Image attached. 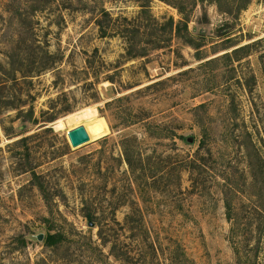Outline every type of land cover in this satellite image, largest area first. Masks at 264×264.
I'll return each instance as SVG.
<instances>
[{"label": "rangeland", "instance_id": "rangeland-1", "mask_svg": "<svg viewBox=\"0 0 264 264\" xmlns=\"http://www.w3.org/2000/svg\"><path fill=\"white\" fill-rule=\"evenodd\" d=\"M168 1L188 13L198 49L172 37L128 62L120 23L101 38L96 19H137L134 1L0 0V264H264V0L238 1H248L240 13L227 0ZM148 5L160 23L181 19L172 5ZM253 42L239 63H206ZM87 109L93 121L68 120ZM145 124L167 136L149 137ZM79 126L89 141L72 149L66 133ZM125 135L150 164L176 168L142 197ZM24 137L29 156L14 145ZM198 149L202 168L190 173ZM83 199L119 260L82 216ZM55 233L67 242L45 248Z\"/></svg>", "mask_w": 264, "mask_h": 264}, {"label": "trees", "instance_id": "trees-1", "mask_svg": "<svg viewBox=\"0 0 264 264\" xmlns=\"http://www.w3.org/2000/svg\"><path fill=\"white\" fill-rule=\"evenodd\" d=\"M130 1H134L140 4L139 5L140 10L136 16L137 19L129 20L125 17H117L113 19L111 15L105 11H102L101 18L96 19V25L101 38H107L108 36L112 35L111 33H109L110 31L108 27L109 23H113V25H115V23H120L116 27V31L114 30L115 31L114 35L121 37L125 43V50H124L125 52L122 57H124L126 61L129 62V61L145 58L148 54V50L154 51L162 48H168V43L171 42L172 37L183 38L187 46H190L195 50L198 49L196 47L197 45H195V42L190 38V35L188 33L187 26L189 23L188 22L189 15L179 5H173L175 4L173 1L159 0L168 5L174 6L178 14L181 16V19L178 22H174L172 18H169L166 22L160 23L154 17H152L150 13L149 5H148V2L150 0H130ZM199 1L201 2L203 0H192V5L193 6L197 5V2ZM212 1L216 4V6L220 8L221 0H212ZM238 1H244V0H227L228 3H233V4ZM247 5H248V1H246L245 3L241 2L240 4H238L236 9L237 13H240L241 11L245 10ZM254 44L255 42L242 46L237 44H231L229 46H225L223 47V51H225L223 55L215 59H211L206 63H211L220 59L229 64L239 63L243 59L250 56L251 48L254 46ZM196 57L198 60L201 59L198 54ZM107 80L112 81L113 79L112 77H108ZM158 84L159 83H153L145 87L144 91L150 90L158 86ZM246 86L248 85L246 84ZM110 104L111 103H107L106 106H109ZM30 114L31 112L29 113V116ZM145 127L147 129L149 137L151 138H161L167 136V135L161 136V134H158L160 132L155 133L153 131V130L160 131L162 129L158 125L145 124ZM171 136H173V134ZM30 139L31 137H24L15 141L14 143V145L17 147L18 146L23 147L26 156H29L27 141ZM179 139L182 140V138L180 137ZM138 145L139 143L137 139L133 136L125 135V137H122L120 139L123 162L128 168L130 179H132V182H134V184L136 185L138 194L142 197L144 193L146 194L147 189H149L151 185L154 186L155 183H157L158 179H161V177L164 176L165 173L168 174L170 173L169 171H174L176 170V168L172 167L171 169V167L168 165H166L167 166L166 167L163 165L154 166L153 164H150L151 161L150 159L152 157L150 155L149 156L144 155L140 150V148L138 147ZM196 152H197L196 159L190 162H184L183 165V166L186 165L185 169L190 170V173L191 172L193 173V170H195L196 166L197 169L202 168V165H200V163H198L199 165H196V161L198 160L197 156L199 154V149ZM31 172L33 177L35 178L36 176L32 169ZM39 190L42 192V195H45L41 187L39 188ZM82 205H83V207L81 208L82 216L88 222L89 226L98 228L97 237L100 240L102 246H110L109 254L115 259L119 260V258L121 257L116 251L117 245L116 243H112V241H110V238L107 237L105 232V228L107 227L104 228L103 224L99 223L100 221L99 218L96 216V210L93 204H91L90 202L87 203V201L83 199ZM129 218L130 216L126 217L125 224L128 223ZM110 221L112 224H115V226L121 229L120 224L115 219V211H112L110 216ZM67 240L68 238L66 237V235L62 233L47 234L43 240V246L45 248H50V249L57 248L64 245L65 242H67Z\"/></svg>", "mask_w": 264, "mask_h": 264}, {"label": "water", "instance_id": "water-1", "mask_svg": "<svg viewBox=\"0 0 264 264\" xmlns=\"http://www.w3.org/2000/svg\"><path fill=\"white\" fill-rule=\"evenodd\" d=\"M66 137L72 149H76L89 141V137L84 127L82 126H79L71 131H68L66 133ZM38 240L41 241L42 236H39Z\"/></svg>", "mask_w": 264, "mask_h": 264}, {"label": "bare ground", "instance_id": "bare-ground-1", "mask_svg": "<svg viewBox=\"0 0 264 264\" xmlns=\"http://www.w3.org/2000/svg\"><path fill=\"white\" fill-rule=\"evenodd\" d=\"M94 115H95V113L94 112H92L91 110H89V109H87V110H85V111H83V112H80V113H78V114H75V115H72V116H69L68 117V120L69 121H76V122H78V121H80V120H85V121H93L95 118H94ZM81 122V121H80ZM58 123V125H57V127L58 128H60V127H62V122L61 121H59V122H57ZM64 123V122H63ZM67 124V123H66ZM65 124V125H66ZM56 125V124H55ZM68 125V124H67ZM63 128V127H62Z\"/></svg>", "mask_w": 264, "mask_h": 264}]
</instances>
